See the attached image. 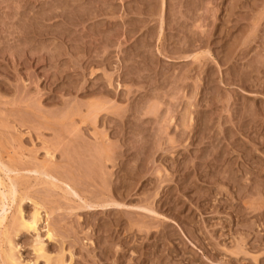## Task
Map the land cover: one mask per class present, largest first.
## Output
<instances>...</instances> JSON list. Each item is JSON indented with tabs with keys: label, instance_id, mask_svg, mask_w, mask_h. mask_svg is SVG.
Segmentation results:
<instances>
[{
	"label": "rangeland",
	"instance_id": "obj_1",
	"mask_svg": "<svg viewBox=\"0 0 264 264\" xmlns=\"http://www.w3.org/2000/svg\"><path fill=\"white\" fill-rule=\"evenodd\" d=\"M0 176V264H264V0H0Z\"/></svg>",
	"mask_w": 264,
	"mask_h": 264
},
{
	"label": "bare ground",
	"instance_id": "obj_2",
	"mask_svg": "<svg viewBox=\"0 0 264 264\" xmlns=\"http://www.w3.org/2000/svg\"><path fill=\"white\" fill-rule=\"evenodd\" d=\"M93 105H94V104H93ZM95 105H96V104H95ZM95 105H94V106H95ZM97 105H98V104H97ZM91 106H92V105H91ZM88 107H89V106H88ZM92 107H93V106H92ZM94 108L97 109V110H99V109L101 110V109H102L101 106H97V107H94ZM94 108H93V109L89 108L88 110H91V111L94 110V111H95ZM103 109H105V107H104ZM91 111H89V112H91ZM96 115H97V114H96ZM101 151H102V150H101ZM104 152H105V151H104ZM107 152H108V151H107ZM101 154H102V153H101ZM98 155H99V153H98ZM102 155H103V154H102ZM99 156H101V155H99ZM1 166H2V165H1ZM3 166H4V165H3ZM5 168H6V167H5ZM8 168H9V167H8ZM8 168H7V169H8ZM9 169L11 170V168H9ZM9 169H8V170H9ZM7 172H10V171H7ZM13 172H14V171H13ZM11 173H12V172H11ZM0 177H1V176H0ZM1 178H2V177H1ZM7 178H9V177H7ZM7 178H6V179H7ZM2 180H3V179H2ZM0 182H2V181L0 180ZM2 183H3V182H2ZM2 183H0V184L2 185ZM3 184H4V183H3ZM1 185H0V186H1ZM13 185H14V184H13ZM13 185H12V186H13ZM7 186H8V185H7ZM12 186H9L10 188L8 187V188H6V189H8V193H9V194L15 195L16 191H15V188L13 189ZM2 187H4V186H2ZM1 192H2V191H1ZM2 194H3V193H2ZM2 194H1V195H2ZM4 195H5V194H4ZM2 196H3V195H2ZM10 196H11V195H10ZM12 197H13V196H12ZM7 198H8V197H7ZM12 199H13V198H12ZM19 202H20V201H19ZM37 211H38V210H37ZM20 213H21V212H20ZM33 213H34V214H33ZM32 214H33V215L31 216V218H30L29 220H27V221H25V219H23L22 216L19 217L20 221H19V220H17V221H19V222H18V225L21 227V229H22V228H23V230H24V229H25V230H26V229H27V230H30V229H31V231L36 229V225H37V223H38V219H39V217H38V216H39V213L36 212V210H35V212H32ZM15 215H16V214H15ZM3 217L5 218V216H3ZM16 217H17V216H16ZM1 218H2V217H1ZM1 218H0V219H1ZM12 219H13V218H12ZM2 220H3V218L1 219V221H2ZM13 223H14V222H13ZM11 224H12V221H11ZM15 226H16V225H15ZM17 228H18V226H17ZM36 230H37V229H36ZM36 230H35V231H36ZM5 232H6V230H5ZM7 233H8V231H7ZM7 233H4V234L7 235ZM6 235H5V237H4V235H3V237H4L5 239L8 238V237H7L8 235H7V236H6ZM47 236H48L49 238H50V237L52 238V234L49 233V232H47ZM6 237H7V238H6ZM37 238H38V237H37ZM8 240H9V239H8ZM10 240H11V239H10ZM39 240H40V239H39ZM39 240H37V241H39ZM35 241H36V240H35ZM37 241H36V242H37ZM8 242H9V241H8ZM40 242H41V241H40ZM34 244H35V243H34ZM38 244H39V243H38ZM36 246H37V247H36V248H37L36 250L39 251V252L42 254V252H43V246H41V245H36ZM13 248H14V247H13ZM10 250H12V248H11V249H7V251H4V252H3V254H2L3 257H4L3 260L5 259L4 261L7 262V263L5 262L6 264H18V263H17L18 261L16 262V259L14 258L13 254L11 253L12 251H10ZM38 254H39V253H38ZM14 255H15V254H14ZM42 255H43V254H42ZM44 255H45V254H44ZM39 256H41V255L39 254ZM46 257H47V256H46ZM46 257H45V258H46ZM49 258H50V257H49ZM50 260H51V259H50ZM0 261H1V260H0ZM47 261H48L47 264H50V263L52 262V260H51V262H49V260H47ZM47 261L45 260V262H47ZM62 262H63V259H62V261L59 260V262H57L56 264H63ZM52 264H53V262H52ZM54 264H55V263H54ZM64 264H65V263H64Z\"/></svg>",
	"mask_w": 264,
	"mask_h": 264
}]
</instances>
